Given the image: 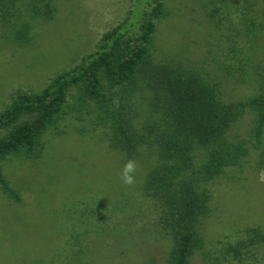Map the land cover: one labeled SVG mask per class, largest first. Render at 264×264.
<instances>
[{"label":"rangeland","instance_id":"374dc122","mask_svg":"<svg viewBox=\"0 0 264 264\" xmlns=\"http://www.w3.org/2000/svg\"><path fill=\"white\" fill-rule=\"evenodd\" d=\"M134 2L52 0L51 15L33 19L31 39L18 44L5 38L3 25L14 14L0 0V109L16 87L39 89L92 50ZM246 11L241 0H166L151 62L197 68L220 84L228 102L256 94L253 71L264 62V35L246 34ZM135 108L141 110L136 101ZM251 122L245 115L231 133L245 136ZM80 127L67 115L41 135L34 156L3 162L21 199L0 191V264H169L173 242L162 205L143 189L155 156L144 147L128 156L112 145L109 128ZM258 154L251 148L240 167L210 183L209 212L200 223L204 246L190 264H264V162ZM128 160L138 164L131 186L120 178ZM229 246L239 247L237 257L226 252Z\"/></svg>","mask_w":264,"mask_h":264},{"label":"trees","instance_id":"16d2710c","mask_svg":"<svg viewBox=\"0 0 264 264\" xmlns=\"http://www.w3.org/2000/svg\"><path fill=\"white\" fill-rule=\"evenodd\" d=\"M2 1L14 14L3 25L5 38L18 44L31 39L33 19L47 18L54 10L52 0ZM241 1L251 14L246 34L264 35V0ZM165 13L166 0H135L122 20L99 34L92 50L41 88L11 91L0 109V191L20 201L3 162L34 156L41 135L65 116L80 122V131L86 122L104 126L112 145L128 156L141 147L155 156L143 189L163 208L161 220L173 242L167 262L190 264L204 246L200 223L209 212L210 183L240 167L251 148L264 162V62L253 71L256 94L228 102L220 84L197 68L151 62L154 34ZM247 114L252 116L247 134L231 133ZM229 251L237 257L239 247L229 246Z\"/></svg>","mask_w":264,"mask_h":264},{"label":"clouds","instance_id":"9594fccd","mask_svg":"<svg viewBox=\"0 0 264 264\" xmlns=\"http://www.w3.org/2000/svg\"><path fill=\"white\" fill-rule=\"evenodd\" d=\"M138 164L135 160H128L120 172V178L125 185L131 186L136 182L135 173L137 171Z\"/></svg>","mask_w":264,"mask_h":264}]
</instances>
